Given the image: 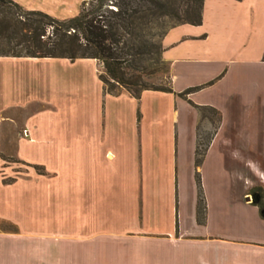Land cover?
<instances>
[{"label": "crops", "instance_id": "obj_1", "mask_svg": "<svg viewBox=\"0 0 264 264\" xmlns=\"http://www.w3.org/2000/svg\"><path fill=\"white\" fill-rule=\"evenodd\" d=\"M12 1L56 19L65 6ZM160 47L171 92L138 99L105 93L93 59L0 57V122L24 131L16 154L41 169L23 200L58 202L56 225L72 222L53 232L45 216L48 264H69L66 253L80 264H264V220L248 196L264 190L263 153L238 147L240 128L264 124V0H202L200 23L170 27ZM195 106L218 115L198 165ZM54 239L63 247L50 260Z\"/></svg>", "mask_w": 264, "mask_h": 264}, {"label": "trees", "instance_id": "obj_2", "mask_svg": "<svg viewBox=\"0 0 264 264\" xmlns=\"http://www.w3.org/2000/svg\"><path fill=\"white\" fill-rule=\"evenodd\" d=\"M201 4L202 0H185L177 10L175 25H198ZM162 7L163 0H82L76 15L59 20L24 10L12 0H0V57L93 59L101 67L98 79L109 95H117L121 89L135 99L145 90L170 93V84L167 88H155L144 80L157 72L149 68L151 63L167 65L161 58L162 37L157 43L156 34L151 32ZM157 49L159 57L153 58ZM195 108L199 113L208 110L217 115L211 109ZM210 137L200 153L196 142L195 165L199 164ZM195 182L199 215L203 202L197 174ZM248 194L264 220L263 188L254 186Z\"/></svg>", "mask_w": 264, "mask_h": 264}, {"label": "rangeland", "instance_id": "obj_3", "mask_svg": "<svg viewBox=\"0 0 264 264\" xmlns=\"http://www.w3.org/2000/svg\"><path fill=\"white\" fill-rule=\"evenodd\" d=\"M61 1H63L62 4L65 6L57 13L59 15L58 17H60L59 19H67L76 15L77 5L75 4V0ZM189 1L190 0H188V3ZM184 2L185 0H163L161 13L157 16L154 22L155 25L152 26L151 29L152 34H156L157 43L164 31L170 26L178 23L175 16L177 10L181 8ZM159 51L160 49H157V55H153V58L159 57ZM97 64L96 62V69L99 74L101 72V67ZM166 67L167 65L161 67V65L151 63L149 68L156 69L157 72L144 80L155 88H167L169 86V77ZM217 118L216 114L208 110H202L200 112V123L198 124V153L202 151L205 142L215 129ZM114 129L115 128L109 131V137L113 135ZM125 132L130 134V131H124V133ZM17 134L23 138L25 136L23 130L15 129L9 125V122H3V120L0 122V264H48L46 255L43 254L39 236L40 233L44 231L43 229H46L45 216H51V223H48L47 229L50 228L53 232L56 227L61 225L66 229L65 227H67L71 221H62L60 222L62 224L59 223L58 226L56 225L57 218L59 221L58 210L60 207H57L58 202H48L49 204L47 203V209L45 210V206H42V202H25V200H23L25 184L39 176L38 173L41 169L40 167L36 168L35 164L26 162L17 156L15 142L18 137ZM159 134L162 141L159 142L157 152L160 158H164L161 162V166L164 167V161L166 160L165 148L167 146V139L165 137L166 129L164 125L159 128ZM238 138V147L240 150L248 151V154L253 156L254 149L259 148V151L263 153V155H259L261 158L260 160H264V124H261L260 127H258V125H249L240 128ZM246 148L248 150H245ZM257 155L258 154H256V157ZM248 196L251 199L249 194ZM38 199L40 200V198ZM51 242L50 247H47L51 254L49 259L55 260L57 259V251L63 247V241L54 239ZM70 255L71 254L68 256L66 253L64 256L65 259L69 260V264H80L76 260L73 261ZM135 258L134 255L131 256V259ZM100 260L101 259L98 257L97 264L101 263ZM81 264L85 263L81 262ZM107 264H125V262H121L119 259L114 262L113 259L110 258ZM134 264L136 263L134 262Z\"/></svg>", "mask_w": 264, "mask_h": 264}]
</instances>
